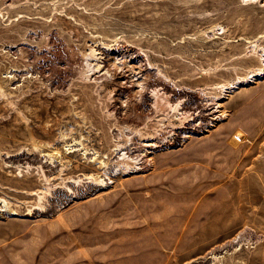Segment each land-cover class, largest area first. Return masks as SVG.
<instances>
[{
  "label": "rangeland",
  "instance_id": "obj_1",
  "mask_svg": "<svg viewBox=\"0 0 264 264\" xmlns=\"http://www.w3.org/2000/svg\"><path fill=\"white\" fill-rule=\"evenodd\" d=\"M263 174L264 0H0V264H264Z\"/></svg>",
  "mask_w": 264,
  "mask_h": 264
},
{
  "label": "bare ground",
  "instance_id": "obj_2",
  "mask_svg": "<svg viewBox=\"0 0 264 264\" xmlns=\"http://www.w3.org/2000/svg\"><path fill=\"white\" fill-rule=\"evenodd\" d=\"M246 1V0H245ZM257 74V73H256ZM254 75V74H253ZM191 119V118H190ZM170 133V132H169ZM172 136V135H171ZM164 139V138H163ZM155 140V139H154ZM148 141V140H147ZM151 141V140H150ZM169 141V140H168ZM160 142V141H159ZM151 146H153V145H155L156 146V142L155 143H153V144H150ZM150 147V146H149ZM157 147V146H156ZM153 148H154V146H153ZM256 149V148H255ZM250 151H253V150H250ZM146 152H147V150H146ZM249 153V152H248ZM143 154V153H142ZM252 154V153H251ZM140 155V154H139ZM138 155V156H139ZM137 156V157H138ZM136 159V158H135ZM257 160V159H256ZM257 162H258V160H257ZM243 163V162H242ZM103 165V164H102ZM150 165H152V159L147 155V154H145V156H144V158H143V160H142V162L141 163H138V164H134V166H133V164H132V168H137V167H139V170L141 171V170H143L146 166H150ZM107 166V165H106ZM128 167V166H127ZM100 169V168H99ZM120 170V169H119ZM122 170V169H121ZM261 170V169H260ZM260 170H258V171H260ZM106 172V171H105ZM262 172H263V170H262ZM108 173V172H107ZM258 173V175H259V173H261V172H257ZM116 174V173H115ZM114 174V175H115ZM118 174V173H117ZM105 175V174H104ZM108 175V174H107ZM264 175V174H263ZM112 176V175H111ZM260 176H262V173H261V175ZM101 177V176H100ZM264 177V176H263ZM112 178V177H111ZM259 178V177H258ZM261 178V177H260ZM90 179V178H89ZM92 179V178H91ZM103 179V178H102ZM91 182V181H90ZM105 185V184H104ZM100 186H103V185H101L100 184ZM106 186V185H105ZM12 213V212H11Z\"/></svg>",
  "mask_w": 264,
  "mask_h": 264
}]
</instances>
